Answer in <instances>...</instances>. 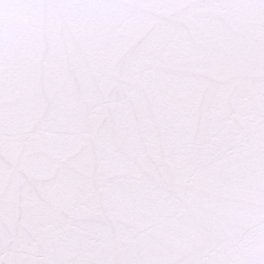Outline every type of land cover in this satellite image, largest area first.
Here are the masks:
<instances>
[{
	"label": "water",
	"instance_id": "95a60500",
	"mask_svg": "<svg viewBox=\"0 0 264 264\" xmlns=\"http://www.w3.org/2000/svg\"><path fill=\"white\" fill-rule=\"evenodd\" d=\"M0 16L8 21L0 25V93L12 100L18 93L38 95L45 80L62 84L71 63L79 92L105 129L106 151L113 131L125 139L143 136L154 145L166 142L181 164L210 173L235 168L239 175L224 179L256 190L264 135V0H0ZM177 59L205 61L203 69L215 80L216 99L195 160L185 144L196 131V97L206 82L174 72ZM65 112L80 118L77 96L66 98ZM17 119L14 106L0 112V259L110 264L117 252L112 234L77 219V209L88 206L78 198L79 181L66 171L62 182L52 183L58 157L78 142L76 134L52 127L47 141L28 146L21 159ZM78 168L92 171L87 159ZM106 177L118 189V178ZM123 242L136 246L130 233Z\"/></svg>",
	"mask_w": 264,
	"mask_h": 264
},
{
	"label": "snow or ice",
	"instance_id": "6c2138e0",
	"mask_svg": "<svg viewBox=\"0 0 264 264\" xmlns=\"http://www.w3.org/2000/svg\"><path fill=\"white\" fill-rule=\"evenodd\" d=\"M7 22L0 16V25ZM64 39L69 41L66 56L70 58L67 29ZM204 63L177 59L172 65L183 78L206 82L196 97V131L185 144L191 160L200 151L208 109L216 99L214 76L203 69ZM67 68L62 84L49 86L45 80L38 95L18 93L12 100L0 93V112L15 107L18 119L13 127L21 159L28 146L47 141L52 127L76 134L78 142L58 157L52 183L62 182L66 171L79 181L78 198L86 200L88 206L77 209V219L82 226L112 234L117 252L110 264H264V135L256 153L257 188L251 192L224 179L238 176L235 168L221 166L210 173L195 163L181 164L170 157L166 142L154 145L143 136L125 139L113 131L106 151L101 147L105 129L96 124L79 92L72 64ZM69 96L79 99V119L66 115ZM4 123L0 121V126ZM81 159L91 163L90 173L78 168ZM106 172L118 178V189L109 186ZM125 233L135 237V248L123 242ZM0 264L10 262L0 259Z\"/></svg>",
	"mask_w": 264,
	"mask_h": 264
}]
</instances>
